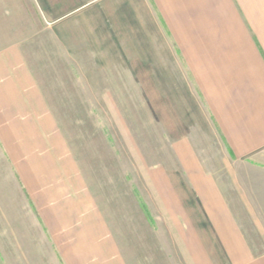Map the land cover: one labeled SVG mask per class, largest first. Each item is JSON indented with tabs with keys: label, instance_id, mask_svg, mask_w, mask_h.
<instances>
[{
	"label": "crops",
	"instance_id": "obj_1",
	"mask_svg": "<svg viewBox=\"0 0 264 264\" xmlns=\"http://www.w3.org/2000/svg\"><path fill=\"white\" fill-rule=\"evenodd\" d=\"M108 1L101 4L110 16L106 28L111 39L114 32L124 35L129 73L142 89H157L149 86V75L166 83L177 65L168 72L161 57L175 60L185 70V80L189 77L227 159L238 167L237 177L229 175L231 189H220L189 160L196 177L193 192L204 205L189 211L201 221L188 225V212L177 208V230L171 234L177 248L189 251V264H264V252L253 254L235 221L264 217L257 209L264 212L257 206L264 203V0ZM47 33L1 41L0 145L31 204V227H40L46 236L49 264H133L96 200L86 194L79 166L72 187L56 164L61 158L52 107L70 105V92L79 87L63 76L65 65L68 74L73 72L63 51H54L57 38ZM58 61L60 78L55 76Z\"/></svg>",
	"mask_w": 264,
	"mask_h": 264
},
{
	"label": "rangeland",
	"instance_id": "obj_2",
	"mask_svg": "<svg viewBox=\"0 0 264 264\" xmlns=\"http://www.w3.org/2000/svg\"><path fill=\"white\" fill-rule=\"evenodd\" d=\"M101 4L102 0H0V44L4 38L8 44L34 33L44 36L45 30L57 38L54 51H63V61L73 72L68 74L65 65L63 76L70 86L79 87L70 92V105L52 107L59 133L58 169L73 187L79 166L86 194L96 200L133 264H189V251L179 250L171 237L177 230V208L188 212L185 225L201 221L189 213L204 205L193 192L196 177L189 160L220 189H231L229 175L237 177L238 167L227 159L189 77L185 80V70L175 60L161 57L168 72L177 69L167 75L166 83H157L158 75L150 74L149 86L158 88H141L125 66V37L114 32L115 38H110L109 12L101 10ZM61 66L58 61L57 78ZM78 101L84 104H75ZM13 169L0 145V264H49L46 236L30 225L32 207ZM235 221L253 254H262L264 217Z\"/></svg>",
	"mask_w": 264,
	"mask_h": 264
}]
</instances>
